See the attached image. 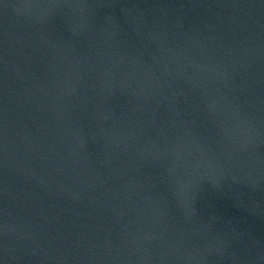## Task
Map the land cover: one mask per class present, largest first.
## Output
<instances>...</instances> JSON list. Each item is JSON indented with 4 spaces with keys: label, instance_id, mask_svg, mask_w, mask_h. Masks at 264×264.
Listing matches in <instances>:
<instances>
[{
    "label": "water",
    "instance_id": "1",
    "mask_svg": "<svg viewBox=\"0 0 264 264\" xmlns=\"http://www.w3.org/2000/svg\"><path fill=\"white\" fill-rule=\"evenodd\" d=\"M0 264H264V0H0Z\"/></svg>",
    "mask_w": 264,
    "mask_h": 264
}]
</instances>
